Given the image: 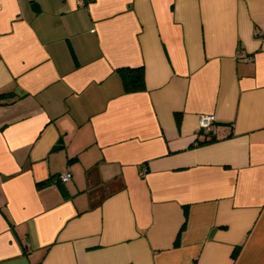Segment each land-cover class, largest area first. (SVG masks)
Listing matches in <instances>:
<instances>
[{
	"label": "crops",
	"instance_id": "1",
	"mask_svg": "<svg viewBox=\"0 0 264 264\" xmlns=\"http://www.w3.org/2000/svg\"><path fill=\"white\" fill-rule=\"evenodd\" d=\"M0 264H264V0H0Z\"/></svg>",
	"mask_w": 264,
	"mask_h": 264
},
{
	"label": "trees",
	"instance_id": "2",
	"mask_svg": "<svg viewBox=\"0 0 264 264\" xmlns=\"http://www.w3.org/2000/svg\"><path fill=\"white\" fill-rule=\"evenodd\" d=\"M119 74L122 77L123 87L126 91H135L142 89L143 86V74L141 67H121L118 69Z\"/></svg>",
	"mask_w": 264,
	"mask_h": 264
},
{
	"label": "built area",
	"instance_id": "3",
	"mask_svg": "<svg viewBox=\"0 0 264 264\" xmlns=\"http://www.w3.org/2000/svg\"><path fill=\"white\" fill-rule=\"evenodd\" d=\"M241 57H244V54L238 53L237 58H241ZM250 59L252 60V58ZM198 120H199V126H198L199 131L212 132L211 126L213 122L215 121L213 114H200L198 116ZM71 177H72V174L66 171V173L58 174L56 178L61 183H65L67 182V180L71 179Z\"/></svg>",
	"mask_w": 264,
	"mask_h": 264
}]
</instances>
